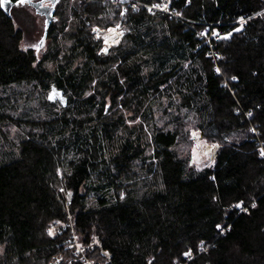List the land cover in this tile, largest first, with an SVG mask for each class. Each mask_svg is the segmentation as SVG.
Listing matches in <instances>:
<instances>
[{
    "label": "trees",
    "instance_id": "obj_1",
    "mask_svg": "<svg viewBox=\"0 0 264 264\" xmlns=\"http://www.w3.org/2000/svg\"><path fill=\"white\" fill-rule=\"evenodd\" d=\"M6 1L0 264H264V0H54L39 51Z\"/></svg>",
    "mask_w": 264,
    "mask_h": 264
},
{
    "label": "rangeland",
    "instance_id": "obj_2",
    "mask_svg": "<svg viewBox=\"0 0 264 264\" xmlns=\"http://www.w3.org/2000/svg\"><path fill=\"white\" fill-rule=\"evenodd\" d=\"M158 6H160V4H158ZM12 13L16 18L17 27L22 29L24 32V37L21 44L22 47L24 49H36L44 34L45 17L38 14L33 7L28 5L16 6L12 10ZM114 30L115 27L104 29V32L98 36V39L102 40L104 51L106 52L110 48L117 46L122 39L121 37L110 42L112 36H117ZM189 141L192 144L193 164L199 169L211 165L214 161L218 146L204 141L200 137L199 133L195 130L190 131ZM59 263L60 262L57 261L53 264Z\"/></svg>",
    "mask_w": 264,
    "mask_h": 264
},
{
    "label": "built area",
    "instance_id": "obj_3",
    "mask_svg": "<svg viewBox=\"0 0 264 264\" xmlns=\"http://www.w3.org/2000/svg\"><path fill=\"white\" fill-rule=\"evenodd\" d=\"M107 1H110L114 5L120 7L121 17H124L127 14L128 8H131L134 11H137L141 6H143L149 11V13L154 14L157 11L168 12L169 6H170V0H160L161 1L160 6L143 4V3L137 2L135 0H107ZM114 27H115L114 32L117 34V36H115V37L112 36L110 42H112L115 39H119V38L123 37V35H124V28H123V25L121 23L115 25ZM94 32L96 34V37L99 38L98 36L100 34H102V32H104V29H100L98 27H95ZM201 35H202V37L208 36L207 38L210 40L211 36L208 34V30L201 31ZM262 155H263V153H262ZM215 156H216V154H215Z\"/></svg>",
    "mask_w": 264,
    "mask_h": 264
},
{
    "label": "water",
    "instance_id": "obj_4",
    "mask_svg": "<svg viewBox=\"0 0 264 264\" xmlns=\"http://www.w3.org/2000/svg\"><path fill=\"white\" fill-rule=\"evenodd\" d=\"M5 4L9 7V9L12 7L11 3L6 1ZM16 4H29L32 6L35 11L45 17V27H44V34L41 40L38 43L37 50L39 51L42 47L43 44L45 43V40L47 38V30L50 27L51 23L54 20V15H55V8H54V3L52 5H44L42 0H24L23 3L19 2ZM48 99L50 102H60L64 107L67 104V99L64 96L62 91L57 90L56 88H53L51 92L48 95Z\"/></svg>",
    "mask_w": 264,
    "mask_h": 264
},
{
    "label": "flooded vegetation",
    "instance_id": "obj_5",
    "mask_svg": "<svg viewBox=\"0 0 264 264\" xmlns=\"http://www.w3.org/2000/svg\"><path fill=\"white\" fill-rule=\"evenodd\" d=\"M42 2L44 5H52L54 3V0H42Z\"/></svg>",
    "mask_w": 264,
    "mask_h": 264
},
{
    "label": "snow or ice",
    "instance_id": "obj_6",
    "mask_svg": "<svg viewBox=\"0 0 264 264\" xmlns=\"http://www.w3.org/2000/svg\"><path fill=\"white\" fill-rule=\"evenodd\" d=\"M9 2H10V0H9ZM20 2H21V3H23V2H24V0H20ZM2 6H3V5H0V7H2Z\"/></svg>",
    "mask_w": 264,
    "mask_h": 264
},
{
    "label": "bare ground",
    "instance_id": "obj_7",
    "mask_svg": "<svg viewBox=\"0 0 264 264\" xmlns=\"http://www.w3.org/2000/svg\"><path fill=\"white\" fill-rule=\"evenodd\" d=\"M111 37V36H110Z\"/></svg>",
    "mask_w": 264,
    "mask_h": 264
}]
</instances>
